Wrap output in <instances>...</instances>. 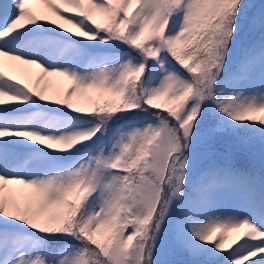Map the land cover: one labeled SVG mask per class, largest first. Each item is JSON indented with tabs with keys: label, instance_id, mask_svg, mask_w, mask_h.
Returning a JSON list of instances; mask_svg holds the SVG:
<instances>
[{
	"label": "snow or ice",
	"instance_id": "6c2138e0",
	"mask_svg": "<svg viewBox=\"0 0 264 264\" xmlns=\"http://www.w3.org/2000/svg\"><path fill=\"white\" fill-rule=\"evenodd\" d=\"M246 261L264 264V0H0V264Z\"/></svg>",
	"mask_w": 264,
	"mask_h": 264
},
{
	"label": "rangeland",
	"instance_id": "374dc122",
	"mask_svg": "<svg viewBox=\"0 0 264 264\" xmlns=\"http://www.w3.org/2000/svg\"><path fill=\"white\" fill-rule=\"evenodd\" d=\"M6 71H8L6 69ZM10 74L18 79L23 80V82L28 83L30 86L34 83L37 75L39 74V69L29 66H14L10 70ZM63 77H49V91L48 94L52 95L54 93H62L66 89L67 80ZM70 87V86H69Z\"/></svg>",
	"mask_w": 264,
	"mask_h": 264
},
{
	"label": "trees",
	"instance_id": "16d2710c",
	"mask_svg": "<svg viewBox=\"0 0 264 264\" xmlns=\"http://www.w3.org/2000/svg\"><path fill=\"white\" fill-rule=\"evenodd\" d=\"M238 235H239V233H237V232H229V233H227L226 237H225L226 246H227L228 243H230L232 240H234ZM245 264H250V261H246Z\"/></svg>",
	"mask_w": 264,
	"mask_h": 264
}]
</instances>
